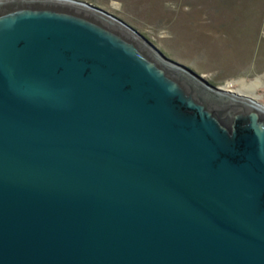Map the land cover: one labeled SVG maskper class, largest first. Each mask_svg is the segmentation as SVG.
I'll use <instances>...</instances> for the list:
<instances>
[{"label":"water","instance_id":"obj_1","mask_svg":"<svg viewBox=\"0 0 264 264\" xmlns=\"http://www.w3.org/2000/svg\"><path fill=\"white\" fill-rule=\"evenodd\" d=\"M0 264H264V106L92 3L0 0Z\"/></svg>","mask_w":264,"mask_h":264},{"label":"rangeland","instance_id":"obj_2","mask_svg":"<svg viewBox=\"0 0 264 264\" xmlns=\"http://www.w3.org/2000/svg\"><path fill=\"white\" fill-rule=\"evenodd\" d=\"M119 17L167 57L264 106V0H79ZM250 92H242L243 86Z\"/></svg>","mask_w":264,"mask_h":264},{"label":"bare ground","instance_id":"obj_3","mask_svg":"<svg viewBox=\"0 0 264 264\" xmlns=\"http://www.w3.org/2000/svg\"><path fill=\"white\" fill-rule=\"evenodd\" d=\"M243 90H241L242 92H250L251 90H254V89H252V87L251 86H243V88H242ZM224 90V89H223ZM225 91H227V90H225ZM227 92H232V91H227ZM234 93V92H233ZM237 95H240V94H238V93H236ZM242 98H249V97H246V96H243V95H240Z\"/></svg>","mask_w":264,"mask_h":264}]
</instances>
